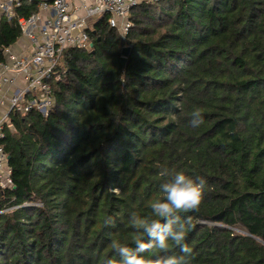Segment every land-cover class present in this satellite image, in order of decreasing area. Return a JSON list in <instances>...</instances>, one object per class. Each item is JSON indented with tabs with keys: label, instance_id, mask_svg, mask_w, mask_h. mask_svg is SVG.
Wrapping results in <instances>:
<instances>
[{
	"label": "trees",
	"instance_id": "16d2710c",
	"mask_svg": "<svg viewBox=\"0 0 264 264\" xmlns=\"http://www.w3.org/2000/svg\"><path fill=\"white\" fill-rule=\"evenodd\" d=\"M40 2L0 17V63ZM130 18L122 35L104 15L90 49H65L47 116L11 112L0 264H118L111 239L134 247L130 217L151 215L163 169L207 181L183 214L191 264H264V0H160Z\"/></svg>",
	"mask_w": 264,
	"mask_h": 264
},
{
	"label": "built area",
	"instance_id": "2783aa9c",
	"mask_svg": "<svg viewBox=\"0 0 264 264\" xmlns=\"http://www.w3.org/2000/svg\"><path fill=\"white\" fill-rule=\"evenodd\" d=\"M160 0H41L39 13L28 19H20V25L30 41L28 55L16 54L6 49V59L0 63V98L6 88H11L18 76L23 78V87L13 89L7 98L9 110L0 116V188H13L9 155L3 139L10 127V114H26L32 110L47 116L56 107L53 82L64 79L58 70L65 49L70 47L90 49L92 43L88 30L94 21L104 15L122 35L133 26L132 9L142 3ZM23 0H0V11L12 16L14 9ZM49 15L43 19L41 12ZM1 101V100H0ZM11 207L0 213L8 212Z\"/></svg>",
	"mask_w": 264,
	"mask_h": 264
},
{
	"label": "clouds",
	"instance_id": "9594fccd",
	"mask_svg": "<svg viewBox=\"0 0 264 264\" xmlns=\"http://www.w3.org/2000/svg\"><path fill=\"white\" fill-rule=\"evenodd\" d=\"M203 121L200 109H193L189 126L199 128ZM161 177L158 185L161 196L150 202L151 215L133 213L130 217L131 227L138 233L131 237L134 247L120 239H111L110 248L118 264H153L154 253L165 254L157 258L155 264H191L193 250L185 241L192 221L183 214L198 210L207 181L170 169H163ZM113 192L118 195L117 189ZM104 223L109 225L112 221L106 219ZM176 249L178 252L174 251ZM102 264H117V260L105 257Z\"/></svg>",
	"mask_w": 264,
	"mask_h": 264
},
{
	"label": "crops",
	"instance_id": "0c3cea01",
	"mask_svg": "<svg viewBox=\"0 0 264 264\" xmlns=\"http://www.w3.org/2000/svg\"><path fill=\"white\" fill-rule=\"evenodd\" d=\"M3 14L4 13L0 11V17ZM48 15L49 14L47 12H44V11L41 12V17L43 19L47 18ZM99 19L95 20L94 23L97 22ZM30 49H31L30 41H29L28 36L25 33H23L22 37L13 46L10 47L11 52L16 53V54H25V55H28L30 53ZM22 79L23 78H21V76H18V79H16L15 84L11 88L5 89L3 96L0 98L1 100L0 101V116L5 114L9 110L10 104L7 98L10 96L12 90L24 86Z\"/></svg>",
	"mask_w": 264,
	"mask_h": 264
},
{
	"label": "water",
	"instance_id": "95a60500",
	"mask_svg": "<svg viewBox=\"0 0 264 264\" xmlns=\"http://www.w3.org/2000/svg\"><path fill=\"white\" fill-rule=\"evenodd\" d=\"M129 52H130V47H125L124 48V51H123V57H122V63L123 64H125V62H126V58H127V56L129 55ZM10 129H14V127L11 125L10 127H9ZM10 158V157H9Z\"/></svg>",
	"mask_w": 264,
	"mask_h": 264
}]
</instances>
